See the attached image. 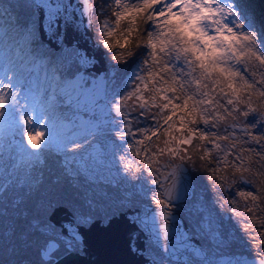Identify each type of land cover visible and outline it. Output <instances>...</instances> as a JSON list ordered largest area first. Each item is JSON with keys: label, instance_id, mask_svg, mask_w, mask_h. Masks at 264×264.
Returning a JSON list of instances; mask_svg holds the SVG:
<instances>
[{"label": "snow or ice", "instance_id": "6c2138e0", "mask_svg": "<svg viewBox=\"0 0 264 264\" xmlns=\"http://www.w3.org/2000/svg\"><path fill=\"white\" fill-rule=\"evenodd\" d=\"M28 7L25 21L0 28V128L7 125L22 137L20 153L38 159L55 143L58 151L75 154L72 159L118 164L125 176L141 180L145 197L150 194L163 206L151 219L154 227L158 217L164 221L157 237L168 241V222L175 219L170 209L179 199L173 192L187 179L182 166L194 163L199 151L215 189L251 186L236 188L223 203L255 252L251 258L233 254L236 232L226 233L209 216L202 219L213 248H190L189 264H264V230L256 227L264 229V31L252 29L236 0H31ZM85 17L89 29L99 24L96 43L111 61L123 64L137 57L131 73L119 83L80 75L62 79L53 66L45 68L43 86H37L26 73L44 65L40 33L63 49L64 33L69 26L79 30ZM75 55L83 64L90 62L78 51ZM57 97L91 116L65 123L55 110ZM195 140L201 143L194 145ZM161 167L172 171L166 174ZM229 169L231 176H216ZM144 172L171 183L158 176L146 179ZM54 251L52 245L42 248L48 264Z\"/></svg>", "mask_w": 264, "mask_h": 264}, {"label": "rangeland", "instance_id": "374dc122", "mask_svg": "<svg viewBox=\"0 0 264 264\" xmlns=\"http://www.w3.org/2000/svg\"><path fill=\"white\" fill-rule=\"evenodd\" d=\"M254 1L256 0H236V5L241 13L252 14L254 20L259 21L258 18L264 15V9L256 2L257 6H254ZM260 1L264 7V1ZM30 3L31 0H0V28L7 30L18 20L19 22L25 21L31 11L28 7ZM97 27L99 24L94 23L92 29L95 41L97 40L95 35ZM44 45L47 55L44 65L39 67L37 72L44 71L45 73V68L54 66L59 69L57 75L62 79H73L80 75L88 80L100 77L114 79L119 83L131 73L134 61L137 59V57H132L128 58L126 63L117 64L110 60V53L100 46L104 53L105 64V73L100 76L93 71L83 70L78 65L75 46L68 47L63 42V49L59 47L54 50V47L52 48L45 43ZM114 51L121 50L117 48ZM40 73L37 75L32 73L36 78L37 86H42ZM253 100L256 101V98L253 97ZM221 102L223 103V101ZM255 106L260 107V102L256 101ZM243 109L241 108V110ZM55 110L57 116L62 115L64 122L70 121L69 113L74 112L67 104L60 103L59 97H57ZM79 116L84 119L86 116L90 117L91 114H80ZM251 118L250 116L249 119ZM240 119L243 121L244 118L241 117ZM229 122H231L230 119ZM198 126L203 127L202 124ZM223 128L224 124L222 123L220 129L223 130ZM237 135L239 136L241 133L237 131ZM160 139L163 141L165 137L161 136ZM21 140L22 137L14 135L7 125L0 128V264H48L41 258L40 251L49 240L61 242V247H57L53 254L56 252L62 254L66 250V245H69L73 251L80 252L81 244L72 239L67 241L63 239L62 241L61 236L63 235L60 228L53 226L48 220L53 208L59 205L67 207L72 212L76 223L85 226H88L94 219H101L103 223H106L110 217L126 209L144 210V205H155L151 201L150 194L145 197L141 192L139 188L141 180L125 176L123 169L118 164H93L87 157L81 159L78 155L72 159L75 154L60 152L54 146L55 144L50 150L42 152L38 159H30L23 156L19 151L18 143ZM198 143L201 142L199 140L193 141L194 145ZM220 143L224 145L226 142L220 141ZM206 146L210 148V144ZM239 147L238 145V149ZM200 154L199 151H196L193 154L194 163L184 164L190 173V181L193 184L192 196L182 202L173 203L170 212L185 219L190 226L189 235L201 242L204 251L209 252L213 248V242L206 235L202 218L211 216L226 233L236 232L237 241L233 244L231 252L235 249L233 254L244 253L251 258L255 252V249L252 248L253 242L248 240L247 236L240 231L236 224V218L231 216L229 205L223 203L233 198L236 188L251 186L238 184L230 191L215 189L213 183L207 179L210 172L204 170L203 165L206 162L199 160ZM215 155L216 153H213V157ZM129 158L134 162L136 161V157L131 154ZM229 159L231 160L232 157ZM177 163L180 162L177 160L175 164ZM141 167H143L142 164ZM154 167H159V165ZM207 167L209 169L214 168L215 162L207 165ZM252 167L255 169L256 165L253 164ZM46 171L49 175L53 173L51 176L56 177L44 179L45 173L47 174ZM160 171L167 174L169 168L161 167ZM117 172L120 175H117ZM231 172L232 170L229 169L227 172L216 173V176H231ZM132 175L140 176L141 174L133 173ZM142 175L146 179H153L158 176L160 181L165 177L159 173L150 178L147 177L146 172ZM238 175L239 173H237ZM169 181L170 179H166V183ZM55 183L58 184L57 188H55ZM147 187L158 186L147 184ZM227 187L226 185L225 188ZM64 188L68 190L67 194L58 193ZM160 191L162 190L160 189ZM256 227L258 230H264L260 229L259 225ZM146 247L145 255L155 260L156 264H177L166 259L159 250L151 246L150 242H146ZM21 249L27 256L22 257ZM188 259H190V253Z\"/></svg>", "mask_w": 264, "mask_h": 264}, {"label": "water", "instance_id": "95a60500", "mask_svg": "<svg viewBox=\"0 0 264 264\" xmlns=\"http://www.w3.org/2000/svg\"><path fill=\"white\" fill-rule=\"evenodd\" d=\"M84 19L85 24L79 30L69 26L64 33L63 42L68 47L75 46L76 51L81 56L88 58L90 62L83 64L76 56L77 63L83 70L93 71L102 76L105 73L104 53L94 40L93 29L87 27V18ZM40 39L46 45L54 47V50L59 48L42 32L40 33ZM182 167L185 169L184 176L187 179L182 178L181 183L177 184L173 196L175 197L178 194L179 199H174L173 203L182 202L190 198L193 193L190 173L184 165ZM171 171L172 168H169V172ZM161 182L170 184L171 179L166 183L164 177ZM161 190L164 191L162 188ZM143 207L144 210L134 208L120 211L117 215L110 217L106 223H103L101 219H94L88 226L76 223L72 212L67 207L59 205L53 208L48 216L49 222L59 227L63 236L79 242L81 249L80 252H75L69 245H66L68 251L54 258L51 264H155L153 259L145 256L146 242L148 241L164 257L179 264L186 262L190 248L200 247L202 249L200 241L189 236L184 219L175 213L171 214L175 219H170L168 222L170 228L169 240L158 239L157 231L163 226L164 221L158 217L154 227L151 218L163 206L144 205ZM46 245L54 246L55 250L58 247L55 240L47 241ZM165 245H167V251L164 250ZM41 251L40 256L42 258Z\"/></svg>", "mask_w": 264, "mask_h": 264}, {"label": "bare ground", "instance_id": "6f19581e", "mask_svg": "<svg viewBox=\"0 0 264 264\" xmlns=\"http://www.w3.org/2000/svg\"><path fill=\"white\" fill-rule=\"evenodd\" d=\"M259 5V6H261L262 7V9H264V7L262 6V4H261V2L262 1H260V0H256V1H254V6H257V4ZM242 14L244 15V16H246L247 17V20L248 21H250L251 22V25H252V29L254 30V31H256L257 32V34H259L260 32H262V31H264V15H262V16H260L259 18H258V20L259 21H257V20H254V18L251 16L252 14H250V15H248V14H245V13H243L242 12ZM38 69H40V68H38ZM32 73H34V74H39L40 72H37V69L36 70H33L32 72H30V73H28L27 75L28 76H30L31 78H33L35 81H36V78H34V76H33V74ZM41 74V76H42V86H43V82H44V78H45V73H44V71L43 72H41L40 73ZM66 104V103H65ZM230 107V106H229ZM72 109H73V111L74 112H70L69 114H70V121H75L76 123H79V119H77V117H81V116H79L80 114L82 115V114H91V113H86V112H84V111H82V110H77L75 107H71ZM240 108H244L243 107V105H240ZM82 118V117H81ZM89 119V116H86V117H84V120H88ZM69 121H67V122H65V123H68ZM57 133L60 135V136H63L64 135V132L62 131V130H60V129H57ZM55 144V143H54ZM54 146H56V145H54ZM210 148H211V145H210Z\"/></svg>", "mask_w": 264, "mask_h": 264}, {"label": "trees", "instance_id": "16d2710c", "mask_svg": "<svg viewBox=\"0 0 264 264\" xmlns=\"http://www.w3.org/2000/svg\"><path fill=\"white\" fill-rule=\"evenodd\" d=\"M264 1V0H263ZM48 171H49V169H47ZM47 172V171H46ZM51 174H53V173H51ZM51 174L49 175L48 174V172H47V174L45 173V175H44V179L45 178H51V179H54L56 176H51ZM44 181V180H43ZM51 182L53 183V180H51ZM56 184V186H55V188H57V183H55ZM61 192H64L65 194H67L68 193V190L66 189V188H64V189H62V191H60V192H58V193H61ZM37 198V197H36ZM28 206L31 208V205H29V203H28ZM32 207H33V205H32ZM67 250H65L64 252H62V254L63 253H65ZM21 252L23 253V250L21 249ZM61 253H59V252H56L55 254H53V256H52V260H54V258H57V257H59L60 255H62ZM25 256H27L26 254H24L23 253V255H22V257H25Z\"/></svg>", "mask_w": 264, "mask_h": 264}, {"label": "flooded vegetation", "instance_id": "af4514ba", "mask_svg": "<svg viewBox=\"0 0 264 264\" xmlns=\"http://www.w3.org/2000/svg\"><path fill=\"white\" fill-rule=\"evenodd\" d=\"M63 239L66 240V241L69 240L68 238H65L64 236H61V240L62 241H63ZM59 246L61 247V242L60 241H58V247Z\"/></svg>", "mask_w": 264, "mask_h": 264}, {"label": "built area", "instance_id": "2783aa9c", "mask_svg": "<svg viewBox=\"0 0 264 264\" xmlns=\"http://www.w3.org/2000/svg\"><path fill=\"white\" fill-rule=\"evenodd\" d=\"M235 250V249H234ZM233 250V251H234ZM233 251H232V253H233ZM188 259V258H187ZM191 260V256H190V259H188V260H186V262H185V264H189V261ZM167 264H169V263H167Z\"/></svg>", "mask_w": 264, "mask_h": 264}]
</instances>
